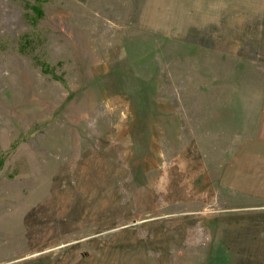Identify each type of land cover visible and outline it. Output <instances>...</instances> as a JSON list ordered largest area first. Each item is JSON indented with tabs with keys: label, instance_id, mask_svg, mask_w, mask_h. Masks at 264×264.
Listing matches in <instances>:
<instances>
[{
	"label": "rangeland",
	"instance_id": "374dc122",
	"mask_svg": "<svg viewBox=\"0 0 264 264\" xmlns=\"http://www.w3.org/2000/svg\"><path fill=\"white\" fill-rule=\"evenodd\" d=\"M0 264H264V0H0Z\"/></svg>",
	"mask_w": 264,
	"mask_h": 264
}]
</instances>
